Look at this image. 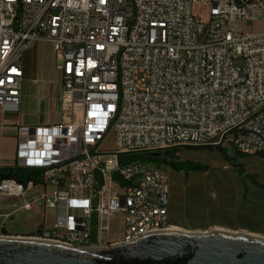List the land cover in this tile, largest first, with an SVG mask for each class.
<instances>
[{
  "label": "built area",
  "instance_id": "obj_1",
  "mask_svg": "<svg viewBox=\"0 0 264 264\" xmlns=\"http://www.w3.org/2000/svg\"><path fill=\"white\" fill-rule=\"evenodd\" d=\"M39 40L62 73L63 120L18 127V167L41 177L5 178L0 195L55 211L44 234L112 243L169 223L170 175L136 155H264V0H0V108L19 109L23 54Z\"/></svg>",
  "mask_w": 264,
  "mask_h": 264
},
{
  "label": "rangeland",
  "instance_id": "obj_2",
  "mask_svg": "<svg viewBox=\"0 0 264 264\" xmlns=\"http://www.w3.org/2000/svg\"><path fill=\"white\" fill-rule=\"evenodd\" d=\"M209 8L208 4H194V11L202 19L207 18ZM235 64L241 65L242 61H235ZM113 145L114 133H110L105 146L112 148ZM159 153L168 158V151ZM227 154L229 159L217 146L179 147L174 155L178 162L201 164L206 169L192 170L185 175L184 170L175 171L165 164L159 166L170 175L173 228L188 232H243L264 237V157L241 155L232 147ZM122 215L114 217L115 238L121 237ZM50 216L48 214V220Z\"/></svg>",
  "mask_w": 264,
  "mask_h": 264
},
{
  "label": "water",
  "instance_id": "obj_3",
  "mask_svg": "<svg viewBox=\"0 0 264 264\" xmlns=\"http://www.w3.org/2000/svg\"><path fill=\"white\" fill-rule=\"evenodd\" d=\"M0 264H264V237L164 230L107 247L0 236Z\"/></svg>",
  "mask_w": 264,
  "mask_h": 264
},
{
  "label": "crops",
  "instance_id": "obj_4",
  "mask_svg": "<svg viewBox=\"0 0 264 264\" xmlns=\"http://www.w3.org/2000/svg\"><path fill=\"white\" fill-rule=\"evenodd\" d=\"M23 84L18 110L0 108V170L18 167V127L59 123L62 116V73L56 68L53 44L39 40L23 54ZM20 199L0 195V225L4 235L32 234L44 223H53L55 211L38 202L32 210L18 209ZM48 214L52 217L48 220ZM119 240V239H117Z\"/></svg>",
  "mask_w": 264,
  "mask_h": 264
},
{
  "label": "trees",
  "instance_id": "obj_5",
  "mask_svg": "<svg viewBox=\"0 0 264 264\" xmlns=\"http://www.w3.org/2000/svg\"><path fill=\"white\" fill-rule=\"evenodd\" d=\"M252 1V0H247ZM188 149H196L200 147H194V146H187ZM218 150L224 155L226 159H229L230 157L227 154V151L229 150L228 146L218 145ZM179 147L173 148L168 150V158L165 157L164 154L161 153H149V154H142V155H136V158L142 159L143 161L150 162L154 164L155 166L159 167L162 164H165L166 166L172 168L175 171H185V175L188 174L189 171H202L205 170L206 167H204L201 164H193V163H183L178 162L177 159L174 157L176 153L178 152ZM239 152V151H237ZM241 155H247L244 153L239 152ZM264 157V155H260ZM41 171L34 170V169H25L16 167L13 169H9L7 171L0 170V181H2L5 178H16L17 180L21 182H26L29 179L36 180L39 177H41Z\"/></svg>",
  "mask_w": 264,
  "mask_h": 264
},
{
  "label": "bare ground",
  "instance_id": "obj_6",
  "mask_svg": "<svg viewBox=\"0 0 264 264\" xmlns=\"http://www.w3.org/2000/svg\"><path fill=\"white\" fill-rule=\"evenodd\" d=\"M172 228H173L172 221L168 223L167 218H158V219H155L153 222H151V224H148L147 226H145V229L139 234L133 235V237L131 238H130V234H122V240L121 239L114 240L112 243L96 242V241L77 242V240H75V237H54L52 238L51 236L44 234V226H40L37 229L36 233H32L28 236L31 238H35V239L53 241L57 243H63V244L74 245V246L107 247V246L135 240L137 238L142 237L144 234H148V233L155 232V231L170 230ZM173 229L181 231V229L177 227H174ZM0 236H4L3 232H0ZM53 236H61V229H53Z\"/></svg>",
  "mask_w": 264,
  "mask_h": 264
}]
</instances>
